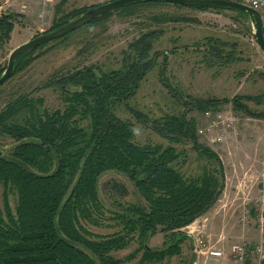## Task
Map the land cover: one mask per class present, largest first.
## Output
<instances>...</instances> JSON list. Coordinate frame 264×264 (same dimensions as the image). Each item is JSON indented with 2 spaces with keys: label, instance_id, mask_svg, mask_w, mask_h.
<instances>
[{
  "label": "trees",
  "instance_id": "1",
  "mask_svg": "<svg viewBox=\"0 0 264 264\" xmlns=\"http://www.w3.org/2000/svg\"><path fill=\"white\" fill-rule=\"evenodd\" d=\"M65 1L56 4L53 23L45 31L98 5L92 3L62 12ZM149 3L194 9L228 8L249 14L235 7L136 0L106 11L86 24L104 22L118 12L133 13ZM22 15L16 11L0 13V49L11 38ZM162 15L163 21L192 18L169 12ZM73 31L23 52L15 62L12 76L40 56L36 53L39 48L66 38ZM161 33L163 28H150L133 38L122 50L120 66L106 69L90 63L51 74L48 82L60 90L63 107L50 108L43 96L20 93L0 109V145L4 136L17 141L8 155L0 149V264H121L112 251L125 248L136 239L143 249L141 264H157L182 251L184 241L191 236L184 227L219 199L225 187L224 163L198 134L199 120L189 114L190 110L223 108L233 101L235 108L249 114L264 116V111L250 107L247 99L253 95L248 93L200 97L180 113L153 120L152 127L169 143L138 142L133 122L119 116L115 107L136 95L141 81L159 64L161 55L164 72L168 50L154 48ZM227 43L236 44L220 37H207L209 46L205 47L203 59L207 65L221 66L241 58L235 47L226 49ZM7 64L0 62V76ZM131 109L143 118L142 112ZM182 140L191 141L206 158L200 173L187 176L174 165L184 152L178 151L174 142ZM111 170L125 172L143 200L118 201V207L112 211L121 229L95 233L81 219L91 218L94 210L105 206L99 182L103 173ZM104 188L115 197L128 194L126 183L114 177L104 182ZM13 191L18 196L15 206L11 202ZM159 230L164 232V244L152 248L148 238ZM192 259L187 264H192Z\"/></svg>",
  "mask_w": 264,
  "mask_h": 264
},
{
  "label": "rangeland",
  "instance_id": "2",
  "mask_svg": "<svg viewBox=\"0 0 264 264\" xmlns=\"http://www.w3.org/2000/svg\"><path fill=\"white\" fill-rule=\"evenodd\" d=\"M59 1L0 0V13H23L16 21L11 38L0 49L1 64L8 63L14 47L52 25ZM92 3L93 0H66L62 12ZM163 12L192 18L163 21ZM154 16L160 18L156 20ZM150 28H163V33L155 39L154 48L168 50L166 68L162 73L161 55L159 64L141 81L136 95L115 107L119 116L133 122L138 142L169 143L167 137L152 127L153 120L168 113H180L191 106L192 100L200 97H232L236 93H248L253 95L247 99L250 107L255 111H264V51L256 39L254 22L249 14L228 8L194 9L154 3L143 4L133 13L118 12L104 22L80 26L66 38L51 41L39 48L36 53H40V56L0 86V109L10 98L20 93L43 96L45 105L50 108L63 107L60 90L48 82L51 74L90 63L101 64L106 69L120 66L122 50L133 38ZM209 36L235 42L227 43L226 49L235 47L236 54L241 58L221 66L207 65L203 59L205 47L209 46ZM227 105H232L240 120L228 132L223 143L217 148L213 146L224 163V190L207 212L184 227L187 232L191 229L193 233L189 232L191 236L184 241L182 251L157 264H187L192 262L193 257L197 261V235L203 236L212 247L222 248L224 255L230 253L239 264L248 263L237 259L231 252L233 243L242 240L250 241L251 245L264 242L258 208L260 202H255V198L262 195L264 116L237 109L233 101ZM131 107L142 112L143 118H139ZM201 113L195 108L189 112L199 120V124L202 123ZM1 141L0 149L5 155L10 154L17 143L11 136H4ZM174 144L178 151H184L174 165L187 176L200 173L207 160L193 147V143L182 140ZM112 177L126 183L127 195L115 197L104 188V182ZM246 181L248 183L245 186ZM2 191L3 186L0 187V204ZM99 193L105 206L94 210L91 218H82L81 222L86 228L101 234L121 229L122 225L112 211L118 207V201L143 200L130 177L125 172L115 170L103 173ZM17 198V193L13 191V206ZM164 239V232L159 230L149 236L147 243L152 248H159L164 244ZM112 253L120 259L121 264H141L143 249L136 239L127 247L113 250ZM247 260L253 264L251 256Z\"/></svg>",
  "mask_w": 264,
  "mask_h": 264
},
{
  "label": "built area",
  "instance_id": "3",
  "mask_svg": "<svg viewBox=\"0 0 264 264\" xmlns=\"http://www.w3.org/2000/svg\"><path fill=\"white\" fill-rule=\"evenodd\" d=\"M48 2L54 0H45ZM94 3H104L110 0H93ZM245 4L258 9L262 14L264 13V0H239ZM226 106H228L226 108ZM223 108H207L202 112V123L198 124L197 132L202 136L205 141L216 148L223 143L228 132L235 128L236 124L240 120L239 114L232 109V105H226ZM214 148V147H213ZM262 195L260 196L259 214L262 224V230H264V173L262 178ZM190 233H193L191 229ZM188 232V233H189ZM189 233V234H190ZM196 251L198 254H208L215 256L224 255V250L220 247H212L206 242L203 236L196 237ZM231 252L240 260H247L249 256L252 257L253 264H264V242L251 245V243L235 242L231 245Z\"/></svg>",
  "mask_w": 264,
  "mask_h": 264
},
{
  "label": "water",
  "instance_id": "4",
  "mask_svg": "<svg viewBox=\"0 0 264 264\" xmlns=\"http://www.w3.org/2000/svg\"><path fill=\"white\" fill-rule=\"evenodd\" d=\"M130 1L136 0H110L94 7L87 9L79 16L67 21L61 26L51 29L49 31H43L37 35H34L29 40L14 47L9 55L8 64L4 73L0 76V86L9 79L15 69V62L17 58L25 51L33 49L43 43H46L52 39L62 37L63 35L75 30L76 28L85 25L92 19L98 17L102 13L115 9L120 5H123ZM172 3H178L185 6H209V7H235L247 11L254 22L255 35L258 43L264 51V21L263 14L254 7L245 4L239 0H160Z\"/></svg>",
  "mask_w": 264,
  "mask_h": 264
},
{
  "label": "crops",
  "instance_id": "5",
  "mask_svg": "<svg viewBox=\"0 0 264 264\" xmlns=\"http://www.w3.org/2000/svg\"><path fill=\"white\" fill-rule=\"evenodd\" d=\"M55 15V14H54ZM250 179H252L251 177H249ZM248 182H245V186ZM260 196L261 194H259L256 198H255V202L256 204H259V202L257 201L258 199L260 200ZM259 206V205H258ZM246 241V240H242ZM240 242V241H238ZM248 242V241H246ZM250 242V241H249ZM218 247V246H217ZM230 254V253H229ZM229 254L227 255H222V256H215V255H207L206 254H197V258H199L197 261L195 260L193 264H239L235 261V258L233 259L232 256H230ZM232 257V258H230ZM238 261V260H237ZM244 262L250 264L248 262V260H244Z\"/></svg>",
  "mask_w": 264,
  "mask_h": 264
}]
</instances>
